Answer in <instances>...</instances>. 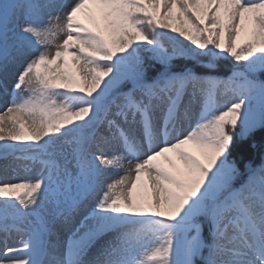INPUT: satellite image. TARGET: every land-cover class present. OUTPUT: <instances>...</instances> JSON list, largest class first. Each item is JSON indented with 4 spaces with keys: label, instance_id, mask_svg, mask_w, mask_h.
I'll return each mask as SVG.
<instances>
[{
    "label": "snow or ice",
    "instance_id": "obj_1",
    "mask_svg": "<svg viewBox=\"0 0 264 264\" xmlns=\"http://www.w3.org/2000/svg\"><path fill=\"white\" fill-rule=\"evenodd\" d=\"M262 77L264 0H0V264H264Z\"/></svg>",
    "mask_w": 264,
    "mask_h": 264
},
{
    "label": "trees",
    "instance_id": "obj_2",
    "mask_svg": "<svg viewBox=\"0 0 264 264\" xmlns=\"http://www.w3.org/2000/svg\"><path fill=\"white\" fill-rule=\"evenodd\" d=\"M181 41H183L181 38H179ZM163 42L165 43L166 47H171V42L169 41L168 37L163 38ZM184 44H187V41H183ZM233 62L230 58L221 59L218 61V75L224 77L227 75V68L231 66ZM264 78V77H262ZM231 98V94L224 95L223 91L221 93L220 102L221 104H224L227 100ZM249 144H255L254 149H250L248 147ZM233 157L236 158L238 164L241 166L243 171V164L245 162L250 163L251 166L256 167L261 164H264V131H257L249 141L245 142L243 146H241V143L237 141V143L233 147ZM232 157H230L231 159ZM117 176L113 174L112 179H116ZM111 179V180H112ZM106 181V182H110Z\"/></svg>",
    "mask_w": 264,
    "mask_h": 264
},
{
    "label": "rangeland",
    "instance_id": "obj_3",
    "mask_svg": "<svg viewBox=\"0 0 264 264\" xmlns=\"http://www.w3.org/2000/svg\"><path fill=\"white\" fill-rule=\"evenodd\" d=\"M64 2L65 3H67L68 2V0H64ZM169 35L170 36H173V37H175V36H178V34H176V33H169ZM182 40H183V38H181ZM184 41V40H183ZM57 42H59V41H57ZM189 42H187V44H188ZM4 104V101L2 100V99H0V105H3ZM188 124H189V122H185L184 123V130H187V128H188ZM110 149L108 148V150L107 151H109ZM129 167H131V165H129L127 162H125V164H124V169L126 170L127 168H129ZM9 175H12V174H9ZM16 175H19V176H23V175H27V173H24L23 171H20V172H18ZM1 178H2V176H1Z\"/></svg>",
    "mask_w": 264,
    "mask_h": 264
},
{
    "label": "bare ground",
    "instance_id": "obj_4",
    "mask_svg": "<svg viewBox=\"0 0 264 264\" xmlns=\"http://www.w3.org/2000/svg\"><path fill=\"white\" fill-rule=\"evenodd\" d=\"M2 108V107H1Z\"/></svg>",
    "mask_w": 264,
    "mask_h": 264
}]
</instances>
